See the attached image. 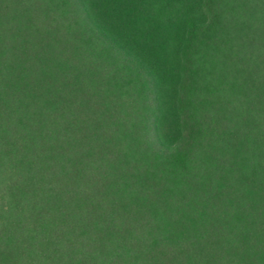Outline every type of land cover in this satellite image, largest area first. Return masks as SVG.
Listing matches in <instances>:
<instances>
[{"label":"trees","instance_id":"obj_1","mask_svg":"<svg viewBox=\"0 0 264 264\" xmlns=\"http://www.w3.org/2000/svg\"><path fill=\"white\" fill-rule=\"evenodd\" d=\"M0 264H264V0H0Z\"/></svg>","mask_w":264,"mask_h":264}]
</instances>
